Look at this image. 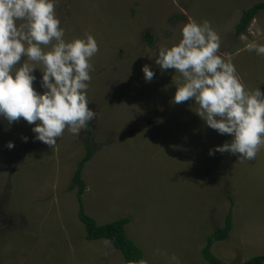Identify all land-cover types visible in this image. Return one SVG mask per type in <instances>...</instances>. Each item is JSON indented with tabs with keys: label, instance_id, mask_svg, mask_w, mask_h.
I'll return each mask as SVG.
<instances>
[{
	"label": "rangeland",
	"instance_id": "374dc122",
	"mask_svg": "<svg viewBox=\"0 0 264 264\" xmlns=\"http://www.w3.org/2000/svg\"><path fill=\"white\" fill-rule=\"evenodd\" d=\"M263 1L58 0L66 36L91 34L98 44L87 89L96 118L78 135L65 129L50 147L23 118L0 117V264H121L105 239H85L77 187H69L87 146L93 154L81 171L82 208L97 225L128 217L126 234L146 262L168 264L176 253L180 264H209L201 249L227 215L229 235L211 247L218 264L264 254V146L247 163L228 152L210 156L230 136L207 127L191 100L174 103L180 74L154 62L189 18L207 19L220 54L246 87L264 94V56L245 48L250 40L264 43V10L235 32L242 12ZM33 74L42 91L40 71Z\"/></svg>",
	"mask_w": 264,
	"mask_h": 264
},
{
	"label": "clouds",
	"instance_id": "9594fccd",
	"mask_svg": "<svg viewBox=\"0 0 264 264\" xmlns=\"http://www.w3.org/2000/svg\"><path fill=\"white\" fill-rule=\"evenodd\" d=\"M57 3L0 0V117L9 123L23 118L33 125L34 138L50 147L65 129L78 135L96 118L88 107L87 89L90 59L99 50L97 41L91 34L66 36L56 14ZM220 48V36L209 20L189 18L181 25L177 41L158 48L154 62L160 69L180 74L174 84V103L191 100L207 127L230 136L208 154H238L237 160L247 163L264 146V94L258 87L245 86L231 58L225 59ZM245 48L264 56V43L250 40ZM34 69L41 73L42 91L33 87ZM141 71L145 81L152 79L149 65H142ZM6 147L13 148V142ZM167 261L180 264L176 253L168 255ZM121 264L147 262L121 260Z\"/></svg>",
	"mask_w": 264,
	"mask_h": 264
},
{
	"label": "trees",
	"instance_id": "16d2710c",
	"mask_svg": "<svg viewBox=\"0 0 264 264\" xmlns=\"http://www.w3.org/2000/svg\"><path fill=\"white\" fill-rule=\"evenodd\" d=\"M260 10H264V1L255 3L250 8L244 10L237 25L235 26V32H243L247 25ZM86 131L90 134L89 129H86ZM92 152L93 150L90 149V146H87L86 153L79 161L69 185V187L71 188L74 186L77 187V198L79 203L78 218L84 225L85 239L88 241L97 239H105L109 241L110 244L121 253L124 261H139L141 259L144 260L140 248L126 234L125 226L130 221L128 217H122L103 225H97L96 221L91 216H89L82 208V202L79 197L83 193L84 189V183L81 178V171L84 163L91 158L93 154ZM230 230L231 218L230 215H227L224 225L220 228H216L207 237L206 243L201 249V253L203 258L209 264H218V258L212 254L211 247L215 242L227 239ZM147 264L150 263L147 262ZM242 264H264V255L253 256Z\"/></svg>",
	"mask_w": 264,
	"mask_h": 264
},
{
	"label": "crops",
	"instance_id": "0c3cea01",
	"mask_svg": "<svg viewBox=\"0 0 264 264\" xmlns=\"http://www.w3.org/2000/svg\"><path fill=\"white\" fill-rule=\"evenodd\" d=\"M218 242V241H217ZM257 255H264V254H257ZM254 256H256V255H254ZM253 257V256H252Z\"/></svg>",
	"mask_w": 264,
	"mask_h": 264
}]
</instances>
